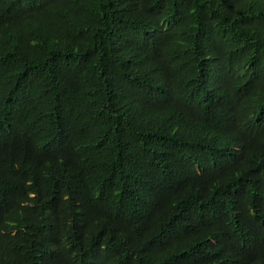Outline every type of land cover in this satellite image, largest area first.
Returning a JSON list of instances; mask_svg holds the SVG:
<instances>
[{"label": "trees", "instance_id": "trees-1", "mask_svg": "<svg viewBox=\"0 0 264 264\" xmlns=\"http://www.w3.org/2000/svg\"><path fill=\"white\" fill-rule=\"evenodd\" d=\"M0 264H264V0H0Z\"/></svg>", "mask_w": 264, "mask_h": 264}]
</instances>
